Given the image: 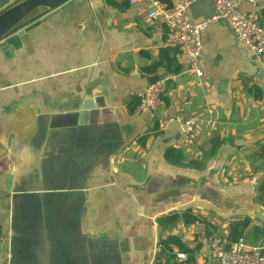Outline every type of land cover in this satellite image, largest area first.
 <instances>
[{
    "label": "crops",
    "instance_id": "crops-1",
    "mask_svg": "<svg viewBox=\"0 0 264 264\" xmlns=\"http://www.w3.org/2000/svg\"><path fill=\"white\" fill-rule=\"evenodd\" d=\"M233 1L264 22V3ZM42 11L0 49V264H214L208 235L230 241L244 217L247 246L263 247L264 63L216 21L201 31V73L187 71L141 0ZM168 73L158 108L133 116L137 93ZM179 112L197 116L192 132L158 130ZM185 209L201 220L158 224Z\"/></svg>",
    "mask_w": 264,
    "mask_h": 264
},
{
    "label": "built area",
    "instance_id": "built-area-1",
    "mask_svg": "<svg viewBox=\"0 0 264 264\" xmlns=\"http://www.w3.org/2000/svg\"><path fill=\"white\" fill-rule=\"evenodd\" d=\"M134 3L136 0H127ZM146 6L148 19H159L163 24V46L179 50L186 59V70L199 75L201 73L199 55L202 48L201 31L219 18L224 19L232 30L235 39L254 53L264 63V22H259L253 12L240 9L233 0H212L217 15L211 18L193 19L189 13L188 2L178 1L167 6L160 0H141ZM252 7L264 3V0H243ZM178 79V74L168 73L156 82L148 84L137 93L138 102L132 115L144 112L153 113L160 104V98L168 86ZM196 115L177 113L158 120L157 128L164 131L174 123L182 134L192 132L197 123ZM207 246L215 264H264V246L248 247L244 238L226 241L216 233L207 237ZM183 257V254H178Z\"/></svg>",
    "mask_w": 264,
    "mask_h": 264
},
{
    "label": "water",
    "instance_id": "water-1",
    "mask_svg": "<svg viewBox=\"0 0 264 264\" xmlns=\"http://www.w3.org/2000/svg\"><path fill=\"white\" fill-rule=\"evenodd\" d=\"M68 1L69 0H0V49H5L6 52H9L10 47L16 49V47H13V44L15 40L18 41L20 32L19 30H21L22 26L24 25L22 21L32 11L37 8H42V15L51 9L62 6ZM187 1L190 15L194 19H198L199 17L211 18L212 16L217 15V10L214 5L212 9L199 12L196 11L203 3H206L208 0ZM217 21L221 25L230 28L224 19L219 18ZM163 75L164 74L155 75L150 78V84L156 82ZM258 77H264V68L258 72ZM255 216L264 226V214L257 212Z\"/></svg>",
    "mask_w": 264,
    "mask_h": 264
},
{
    "label": "trees",
    "instance_id": "trees-1",
    "mask_svg": "<svg viewBox=\"0 0 264 264\" xmlns=\"http://www.w3.org/2000/svg\"><path fill=\"white\" fill-rule=\"evenodd\" d=\"M260 12H261V15L264 17V8ZM258 21L263 22V20L259 18H258ZM173 71L177 72L176 70H173ZM250 89L252 90L256 98H260L261 90H259L258 87L252 85ZM259 160H260L259 165H258L259 169L262 170L264 174V145L260 149ZM256 191H257L256 199L260 202L262 208L264 209V176L258 182ZM179 217H182L185 223H193V222L201 220L200 217L192 214L189 209H185L180 213L174 212V213H171L169 215L159 218L158 224L169 226L171 224H174ZM248 223H249V218L247 217L232 221L229 224L228 238L230 240H235L238 236H241L244 228L248 225ZM261 236L263 237V240H264V232H261ZM172 241L173 239L168 237V239L162 241L161 244L166 245L167 242L170 243Z\"/></svg>",
    "mask_w": 264,
    "mask_h": 264
}]
</instances>
